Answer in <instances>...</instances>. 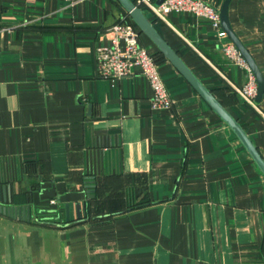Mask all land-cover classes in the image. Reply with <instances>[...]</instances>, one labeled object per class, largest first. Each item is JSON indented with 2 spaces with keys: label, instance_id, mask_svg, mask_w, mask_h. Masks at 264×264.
<instances>
[{
  "label": "crops",
  "instance_id": "crops-1",
  "mask_svg": "<svg viewBox=\"0 0 264 264\" xmlns=\"http://www.w3.org/2000/svg\"><path fill=\"white\" fill-rule=\"evenodd\" d=\"M140 8L264 160V117L236 91L246 70L227 33ZM124 18L163 56L171 107L151 108L137 68L98 75L96 48ZM228 21L264 78V0H230ZM0 203L29 213L0 212V264H264V173L119 0H0Z\"/></svg>",
  "mask_w": 264,
  "mask_h": 264
},
{
  "label": "built area",
  "instance_id": "built-area-1",
  "mask_svg": "<svg viewBox=\"0 0 264 264\" xmlns=\"http://www.w3.org/2000/svg\"><path fill=\"white\" fill-rule=\"evenodd\" d=\"M134 2L139 6L147 7L156 17L165 22H167L165 15L171 11L190 12L205 17L210 20L220 38L226 35V31L220 26V11L208 0H164L159 5L152 0H134ZM106 33L109 43L96 48L98 75L115 81L133 74L137 68L151 87V108L171 107L172 101L160 76L158 62L154 55L147 52L140 43V33L134 24L124 18L107 28ZM222 49L232 63L246 70V82L240 88H236V91L249 106L264 117V113L260 111L255 100L258 90L256 77L246 60L232 41L224 42ZM51 202L54 203V200ZM16 207L20 209L23 206H6L0 203V211H6L8 215L16 219H29V213L24 209L21 213L17 212Z\"/></svg>",
  "mask_w": 264,
  "mask_h": 264
},
{
  "label": "water",
  "instance_id": "water-1",
  "mask_svg": "<svg viewBox=\"0 0 264 264\" xmlns=\"http://www.w3.org/2000/svg\"><path fill=\"white\" fill-rule=\"evenodd\" d=\"M164 0H156V4L159 5ZM123 8L127 11L133 22L139 27V29L146 34L159 48L161 53L168 58L173 65L184 75V77L193 85V87L199 92V94L207 101V103L211 106V108L232 128L235 134L238 136L240 141L243 143L245 148L248 150L252 158L255 160L257 165L260 167L262 172L264 173V160L259 154L256 147L252 144L250 139L247 137L246 133L244 132L243 128L240 124L226 111V109L220 104V102L210 93V91L197 79V77L188 69V67L184 64V62L180 59L177 53L166 43V41L159 35L156 29L153 27L151 22L146 18L142 9L139 5L135 4L132 0H119ZM230 0H224L222 7L220 9V16H221V24L224 30L226 31L227 35L231 38L235 46L238 48L244 59L246 60L248 66L254 73L257 81V95L255 100L258 102L260 101L261 96L264 93V78L261 74V71L257 67L256 63L254 62L253 58L246 50V48L242 45V43L238 40V38L234 35L231 26L228 21V5ZM88 191L89 196H92V189L93 184L88 183ZM6 202V199L4 200ZM80 203L76 204V213L77 218H81V207ZM22 209L25 210L26 208L20 207L18 209L16 207V211L20 213ZM6 213V211H0ZM8 214V213H7ZM65 216L66 221H69L68 215V206H65Z\"/></svg>",
  "mask_w": 264,
  "mask_h": 264
},
{
  "label": "trees",
  "instance_id": "trees-1",
  "mask_svg": "<svg viewBox=\"0 0 264 264\" xmlns=\"http://www.w3.org/2000/svg\"><path fill=\"white\" fill-rule=\"evenodd\" d=\"M154 55V57H155V59H156V61L159 63L160 62V60H162V58H163V56L161 55V54H153ZM137 205H138V203H131V205H130V207L129 208H134V207H137ZM90 204H88V203H86V207H85V210H84V212H85V216L86 217H91L92 216V214L90 213ZM99 211V210H98ZM95 216H97V215H95Z\"/></svg>",
  "mask_w": 264,
  "mask_h": 264
}]
</instances>
